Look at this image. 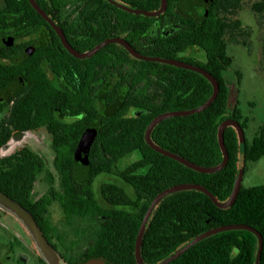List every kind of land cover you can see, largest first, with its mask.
Returning a JSON list of instances; mask_svg holds the SVG:
<instances>
[{"label": "trees", "instance_id": "1", "mask_svg": "<svg viewBox=\"0 0 264 264\" xmlns=\"http://www.w3.org/2000/svg\"><path fill=\"white\" fill-rule=\"evenodd\" d=\"M34 1L43 11L48 12L40 0ZM153 1L150 8L143 9L157 10L158 0ZM243 1L213 0L206 15L199 21L187 19L171 36L152 38L147 53L149 56L180 60L198 66L218 83L216 99L206 110L162 121L150 134L154 145L202 167H214L222 161L217 130L223 121L234 120L243 131L248 125V120L242 118L237 108V102L232 106L229 104V88L224 79V72L232 62L227 54L228 44L239 43L248 48L250 31L234 18ZM249 1L250 10L264 19V0ZM136 19L149 21L140 17ZM148 28L147 23L141 31H147ZM44 30L49 31L50 28L28 0H1L0 58L14 61L9 67L0 64V89L7 87L17 75H23L27 82L23 95L32 98L29 107L44 106L43 112H46L49 104L37 98L51 93L48 88L33 83L37 75L36 70L32 69L35 60L26 58L15 62L20 55L18 53H21L19 49L27 45L3 43L8 38ZM191 47L197 48L204 59L199 61L195 56L180 57ZM262 54L264 56V39ZM138 63L142 69L150 68V89L133 103L103 104V133L98 140L104 150L89 152L92 175L113 172L114 164L133 152L138 156L132 165L118 173L134 191L133 198L116 185L107 184L102 187V196L111 206L134 210L111 212L109 220L101 226L95 244L88 251L89 258H102L110 264H137L134 258L135 237L142 217L156 195L175 185L198 184L223 203L230 196L238 167V139L232 128H226L223 133L228 154L227 164L220 172L213 174L192 171L146 145L144 132L154 117L196 108L208 99L212 88L204 78L193 72L158 63ZM129 108L140 110V114L136 117L125 116ZM24 114L31 116L33 111L31 108L23 110ZM8 138L9 135L3 136L2 143ZM19 154L24 153H15L0 161L19 159ZM262 156L264 126L258 128L250 142L245 139V165L258 161ZM26 169L16 165L0 167V192L15 202L19 197L27 200L30 195L33 181L25 180ZM31 176L34 178V173ZM71 204V207L86 213L94 212L98 207L89 194L85 202ZM234 224L247 225L261 235L263 245L258 264H264V185L249 188L241 186L234 204L227 209L216 208L199 192L181 191L171 194L157 205L150 216L141 242L142 261L145 264H157L195 236L219 226ZM256 250L257 239L253 234L227 231L200 241L168 264H254Z\"/></svg>", "mask_w": 264, "mask_h": 264}, {"label": "flooded vegetation", "instance_id": "2", "mask_svg": "<svg viewBox=\"0 0 264 264\" xmlns=\"http://www.w3.org/2000/svg\"><path fill=\"white\" fill-rule=\"evenodd\" d=\"M40 2L48 9L47 13L44 12L61 30L70 48L79 55L87 54L107 41L118 39L136 53L149 56L147 53L152 38L171 36L187 19L199 21L201 18L200 15L188 14L192 11L191 7L198 5L197 0H166L165 10L155 17L134 15L113 3L134 10L157 12L161 6L160 0L158 9L154 11L143 9L150 8L154 4L153 0ZM212 2L213 0L211 4ZM210 5L207 3L206 11ZM147 23L148 30L141 31ZM49 28V31L8 38L3 42L5 45H27L26 48L19 49L22 54L18 53L20 55L15 62L26 58L35 60L32 69L36 70L37 75L33 83L48 88L51 94L37 98L49 104L47 111L43 112L44 106L29 107L32 98L23 95L27 84L23 75H17L7 87L0 89V148L15 136L25 135L27 138L20 143H24L23 146L8 155L23 152L24 154H19L21 158L0 161V167L16 165L27 168L25 180L33 181L30 195L28 201L19 197L16 202L31 215L47 244L56 250L62 249L61 258H65L63 255L67 254L65 248L73 247L74 253L71 254L75 259L68 255V260H73L72 263L68 261V264H78L83 260L102 259L92 256L89 258L88 251L95 244L98 232L103 223L109 220L111 212L121 209L134 211L131 208L111 206L102 196V187L113 184L122 188L130 198L134 197L132 188L118 174L133 162L119 171L116 168L118 160L113 172L92 175L89 152L104 150L98 140L103 133V104L133 103L141 98V94L150 89V68L142 69L138 62L143 61L132 57L117 42L104 44L89 57H75L63 47L56 32L50 26ZM180 56H195L199 61L204 59L195 47L187 48ZM0 61L1 65L9 67L14 59L0 58ZM30 108L33 114L23 115V110ZM131 109L133 108L128 109L125 116L129 117ZM87 134L92 136V140L87 155L88 169L83 177L74 158L79 143ZM8 135L10 138L2 143L3 136ZM27 153L31 155L28 156ZM100 176L106 178L101 180L95 193L93 182ZM111 177H115L120 184L111 181ZM88 194L98 206L94 212L86 213L71 207V203L85 202ZM27 240H16V247H24L22 244H26ZM28 242L31 244L30 252L41 264L32 248L34 241L31 237ZM12 249L13 246L8 244L6 252Z\"/></svg>", "mask_w": 264, "mask_h": 264}, {"label": "water", "instance_id": "3", "mask_svg": "<svg viewBox=\"0 0 264 264\" xmlns=\"http://www.w3.org/2000/svg\"><path fill=\"white\" fill-rule=\"evenodd\" d=\"M211 1L212 0H197L198 5H195V7H191L190 10H192V11H189L188 14L189 15H200V17L202 18L203 16L206 15V9L205 8L207 6V3L210 5ZM28 2L30 4V6L33 8V10L38 15H40L47 22V24L56 32L57 36L59 37V39L63 45V47L75 57H79V58L89 57V56L93 55L104 44L109 43V42H117V43L123 45L127 49V51L129 52V54L139 61L158 63V64L168 65L171 67L190 71V72H193V73L201 76L210 84V86L212 88L211 94L208 97V99L202 105H200L196 108L190 109V110H181V111H172V112L163 113V114H160V115L154 117L149 122V124L147 125L145 132H144V141H145L146 145L150 149L155 151L156 153H159L160 155H163L167 158H170L173 161H175V162L183 165L184 167H186L192 171H195L197 173H202V174L217 173V172H220L226 166L227 161H228V154H227V150L225 148L224 140H223L224 130L226 128H232L236 132L237 139H238V148H239L238 167H237V174H236V178L234 181V185H233V188H232V191L230 193L229 198L225 202L221 203V202L217 201L216 198L211 194V192H209L205 187L198 185V184H179V185H175V186H172L170 188H167V189L163 190L162 192H160L158 195H156L154 197V199L151 201L150 205L148 206L147 210L145 211V213L142 217V220L140 222L137 234H136L135 243H134V258H135V261L137 264H145L142 261V258L140 255V248H141L142 237H143L145 228L147 226V223L150 219V216H151L152 212L154 211V209L157 207V205L167 196L174 194V193H177V192H181V191H195V192H199V193L205 195L211 201V203L218 209H227L234 204V202L237 198V195L239 193V190L241 188L242 176H243L244 165H245V137H244V132H243L242 128L240 127V125L236 121L228 119V120L223 121L218 127L217 142H218V146H219V149H220V152L222 155V161L217 166H214V167H202V166L196 165V164H194V163H192V162H190V161H188V160H186V159H184L178 155H175L169 151H166V150L154 145L153 142L151 141V138H150V134H151L152 130L160 122L174 118V117H184V116L194 115V114H197V113H200V112L206 110L216 99V96H217L218 90H219L218 83L213 76H211L208 72H206L205 70H203L202 68H200L198 66H195V65H192V64L180 61V60L140 55V54L136 53L131 47H129L126 43H124L123 41L118 40V39L107 41L103 44H100L96 48H94L91 52L84 54V55H79V54L75 53L70 48V46L66 42L64 35L61 32V30L55 25V23L49 18V16L37 5V3L34 0H28ZM160 2H161L160 10L157 12L139 11V10L126 8V7L121 6L119 4H116V3H113V4L115 6H117L118 8H120V9H122L128 13L134 14V15H141V16H146V17H155V16H158L160 13H162L165 10L166 0H160ZM21 137H22L21 135H18V136L11 138L9 142H7L5 145H3L0 148V150L2 152L0 159L3 157H6L12 153V152H10V149L13 148V146L17 143L16 141L18 140V138H21ZM91 140H92V136L90 134L85 135L83 137V139L81 140V142L79 143V146L75 152V158L74 159H75V162L80 167V168H78V170L81 174L83 173V177L86 176L85 174H86V171L88 169L87 155H88V148H89V144H90ZM0 203L3 206H5L7 209H9L11 215H13L14 217H16L17 219L22 221V223L28 225V227L31 228L32 232L31 231L30 232H31L34 240L36 241V245H37L38 250L41 253H44V254L49 253L50 254L51 249L49 248L47 242L44 240L41 233L39 232V229H38L35 221L31 217V215L24 208H22L21 205H19L15 201H13L11 198L7 197L2 192H0ZM227 231H246V232L253 234L256 237V239H257V250H256L255 258H254V264H258L259 260H260V256H261L262 245H263L261 235L255 229H253L247 225H243V224L224 225V226H219V227L207 230V231L195 236L192 240H190L188 243H186L184 246H182L180 249H178L172 255H170L169 257L165 258L164 260L160 261L157 264H168L171 261L177 259L184 252H186L189 248H191L195 244L199 243L200 241H202V240H204V239H206L212 235L222 233V232H227ZM86 264H110V263H108L107 261L102 260V259H90V260H88V262Z\"/></svg>", "mask_w": 264, "mask_h": 264}, {"label": "rangeland", "instance_id": "4", "mask_svg": "<svg viewBox=\"0 0 264 264\" xmlns=\"http://www.w3.org/2000/svg\"><path fill=\"white\" fill-rule=\"evenodd\" d=\"M250 5L251 1H243V4L234 16V18L241 22L243 28L250 31L248 48L243 47L239 43H229L227 54L232 62L231 66L224 72V79L229 88V104L232 106L237 102V108L242 118L248 120V125L243 131L247 142L251 141L260 126H264V56L262 54L264 19L256 16L250 10ZM139 114L140 110L131 109L129 117H136ZM21 136L13 148L10 149V152L24 145V143L22 145L20 143L27 138H25V135ZM32 148L42 154L34 147ZM1 154L0 150V156ZM137 157V154L133 152L121 158L116 164L117 170H123L126 166L136 161ZM104 178L106 177L100 176L94 180L95 193L101 180ZM111 181L120 184L115 177H111ZM259 185H264V156L256 162L246 163L242 176L241 186L243 188ZM15 218L11 215L9 209L0 203V264H39L36 256L29 250V246L31 245L28 242L29 237L34 241L32 248L35 250L37 256H39L41 264H68V261L70 263L73 262L75 259L74 255L71 254L73 247L65 248L67 252V254L63 255L65 258H61L60 256V253H63L61 248L56 250L49 244L51 253H41L31 234V228ZM24 239H28L26 244H22L24 247H16V240L22 241ZM8 244L12 245L13 249L6 252ZM68 255H71L73 260H68ZM87 262L88 260H83L78 262V264H86Z\"/></svg>", "mask_w": 264, "mask_h": 264}]
</instances>
